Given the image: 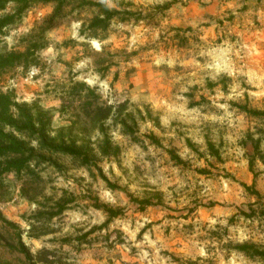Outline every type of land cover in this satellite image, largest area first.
<instances>
[{
  "label": "rangeland",
  "instance_id": "1",
  "mask_svg": "<svg viewBox=\"0 0 264 264\" xmlns=\"http://www.w3.org/2000/svg\"><path fill=\"white\" fill-rule=\"evenodd\" d=\"M0 52L52 115L1 176L0 264H264V0H32Z\"/></svg>",
  "mask_w": 264,
  "mask_h": 264
},
{
  "label": "trees",
  "instance_id": "2",
  "mask_svg": "<svg viewBox=\"0 0 264 264\" xmlns=\"http://www.w3.org/2000/svg\"><path fill=\"white\" fill-rule=\"evenodd\" d=\"M31 1L0 0V10L6 9L10 3L17 6L15 12L0 17V32H3L4 28L14 24L23 12L29 8ZM98 5L105 8L106 20H110L116 15L107 6L103 4ZM23 57L24 55L15 52L8 54L0 52V77L10 68L21 64ZM51 121L52 115L49 112L41 109L34 115L27 108L22 107L15 100L12 93L0 92V184L3 174L23 171L37 156L35 149L26 139H33L39 133L45 132L50 127ZM7 128L12 129L14 132L7 131ZM59 148L71 155H82L81 150L74 145L60 146ZM85 160H88V156L85 157ZM141 202L149 204V201ZM261 252L260 254L264 255V251Z\"/></svg>",
  "mask_w": 264,
  "mask_h": 264
}]
</instances>
